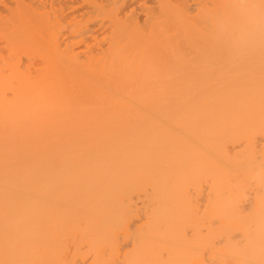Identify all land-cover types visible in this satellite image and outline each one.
<instances>
[{"label":"bare ground","instance_id":"1","mask_svg":"<svg viewBox=\"0 0 264 264\" xmlns=\"http://www.w3.org/2000/svg\"><path fill=\"white\" fill-rule=\"evenodd\" d=\"M51 1H0V264H264V0Z\"/></svg>","mask_w":264,"mask_h":264},{"label":"rangeland","instance_id":"2","mask_svg":"<svg viewBox=\"0 0 264 264\" xmlns=\"http://www.w3.org/2000/svg\"><path fill=\"white\" fill-rule=\"evenodd\" d=\"M0 1L3 2V0H0ZM42 1H45V3H47V4L52 2L51 0H50V2H48L49 0H48V1H47V0H42ZM46 1H47V2H46ZM56 1H57V2L59 1V2H60V0H56ZM61 1L64 2L65 0H61ZM71 1L73 2V0H71ZM75 1H76V0H75ZM2 2H1V3H2ZM4 2L7 3L8 0H7V1H4ZM4 2H3L2 4H4ZM67 2H68V1H67ZM1 3H0V4H1ZM65 3H66V2H64L63 4H65ZM70 3H71V2H70ZM57 4H58V3H57ZM61 4H62V3H61ZM58 5L60 6V4H58ZM65 5H66L65 8H67L66 10H71V11L73 10L72 8L75 9V8L77 7V5H73V4H72L73 7L71 8V6H70L71 4L68 5L67 3H66ZM67 5L70 6V8H69ZM62 6L64 7V5H62ZM0 7H2V6L0 5ZM60 7H61V6H60ZM63 7H62V9H64ZM58 8H59V7H58ZM68 8H69V9H68ZM64 10H65V9H64Z\"/></svg>","mask_w":264,"mask_h":264}]
</instances>
